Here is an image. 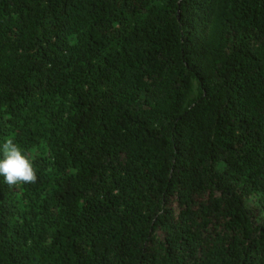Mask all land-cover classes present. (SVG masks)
I'll return each instance as SVG.
<instances>
[{"label": "trees", "instance_id": "trees-1", "mask_svg": "<svg viewBox=\"0 0 264 264\" xmlns=\"http://www.w3.org/2000/svg\"><path fill=\"white\" fill-rule=\"evenodd\" d=\"M0 264H264V0H0Z\"/></svg>", "mask_w": 264, "mask_h": 264}, {"label": "clouds", "instance_id": "clouds-1", "mask_svg": "<svg viewBox=\"0 0 264 264\" xmlns=\"http://www.w3.org/2000/svg\"><path fill=\"white\" fill-rule=\"evenodd\" d=\"M0 178L9 186L37 180L32 160L11 138L0 142Z\"/></svg>", "mask_w": 264, "mask_h": 264}]
</instances>
